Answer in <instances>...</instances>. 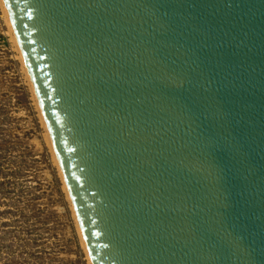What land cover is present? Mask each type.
Returning a JSON list of instances; mask_svg holds the SVG:
<instances>
[{
    "label": "water",
    "instance_id": "water-1",
    "mask_svg": "<svg viewBox=\"0 0 264 264\" xmlns=\"http://www.w3.org/2000/svg\"><path fill=\"white\" fill-rule=\"evenodd\" d=\"M91 264H264V0H3Z\"/></svg>",
    "mask_w": 264,
    "mask_h": 264
},
{
    "label": "rangeland",
    "instance_id": "rangeland-1",
    "mask_svg": "<svg viewBox=\"0 0 264 264\" xmlns=\"http://www.w3.org/2000/svg\"><path fill=\"white\" fill-rule=\"evenodd\" d=\"M0 0V264H89Z\"/></svg>",
    "mask_w": 264,
    "mask_h": 264
},
{
    "label": "bare ground",
    "instance_id": "bare-ground-1",
    "mask_svg": "<svg viewBox=\"0 0 264 264\" xmlns=\"http://www.w3.org/2000/svg\"><path fill=\"white\" fill-rule=\"evenodd\" d=\"M1 2H2V5H3V9H4V14L6 15V20H7V24L9 25V28H10V31H11V35H12V38H13V42H14V44L16 45V47H17V51H18V53H19V55H20V58H21V62L23 63V67H24V70H25V72H26V74H27V71H26V68H25V64H24V61H23V58H22V56H21V52H20V48H19V46H18V44H17V40H16V38H15V35H14V32H13V29H12V26H11V23H10V20H9V17H8V14H7V12H6V9H5V5H4V2H3V0H1ZM27 79L29 80V76H28V74H27ZM29 82H30V80H29ZM30 86H31V82H30ZM31 88H32V86H31ZM32 91H33V88H32ZM33 94H34V92H33ZM34 98H35V94H34ZM35 101H36V103H37V100H36V98H35ZM38 105V104H37ZM39 108V107H38ZM39 111H40V109H39ZM40 114H41V112H40ZM41 120H42V122H43V124H44V126H45V122H44V120H43V117H42V115H41ZM45 128H46V126H45ZM46 132H47V139H48V142H49V145H50V147H51V149H52V151H53V154H54V157H55V161H56V164H57V166H58V168H59V165H58V161H57V159H56V156H55V153H54V150H53V146H52V142H51V139H50V136H49V133H48V131H47V128H46ZM60 169V168H59ZM61 174V173H60ZM61 177H62V175H61ZM63 180V179H62ZM63 183H64V181H63ZM64 185H65V183H64ZM65 190H66V192H67V188H66V186H65ZM68 195V194H67ZM68 199H69V196H68ZM69 202H70V199H69ZM70 204H71V202H70ZM71 208H72V206H71ZM72 211H73V213H74V210H73V208H72ZM74 216H75V213H74ZM75 219H76V222H77V227H78V231H79V235H80V238H81V241H82V244H83V247L85 248V250H86V246H85V242H84V240H83V236H82V233H81V230H80V227H79V224H78V221H77V218H76V216H75ZM86 252H87V250H86ZM88 256V255H87ZM88 259H89V256H88ZM89 264H91V262H90V259H89Z\"/></svg>",
    "mask_w": 264,
    "mask_h": 264
}]
</instances>
